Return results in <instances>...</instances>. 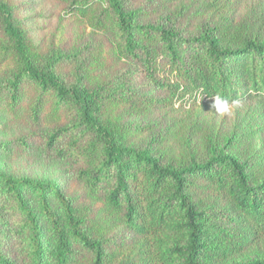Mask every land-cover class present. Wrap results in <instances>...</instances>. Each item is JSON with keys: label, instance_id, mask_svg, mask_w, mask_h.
<instances>
[{"label": "trees", "instance_id": "16d2710c", "mask_svg": "<svg viewBox=\"0 0 264 264\" xmlns=\"http://www.w3.org/2000/svg\"><path fill=\"white\" fill-rule=\"evenodd\" d=\"M60 1L106 33L119 55L141 61L163 92L155 102H179L186 116L170 135L142 144L140 126L106 112L117 97L129 99L125 92L95 76L78 49L42 51L15 4L0 0L10 107L25 101L35 124L43 113L64 119L46 145L71 155L85 193L101 203L93 210L54 181L0 169V264H264V122L206 128L197 143L181 138L178 154L162 147L193 126L201 96L208 111L214 95L264 111V12L189 31L153 20L133 0ZM67 62L75 63L69 74Z\"/></svg>", "mask_w": 264, "mask_h": 264}, {"label": "rangeland", "instance_id": "374dc122", "mask_svg": "<svg viewBox=\"0 0 264 264\" xmlns=\"http://www.w3.org/2000/svg\"><path fill=\"white\" fill-rule=\"evenodd\" d=\"M10 1L16 6V14L22 19L28 37L42 51L78 49L79 57L85 59L95 76L112 80V89L123 90L119 92V96L125 92L124 96L129 99L117 97L109 103L106 112L122 122L140 126L141 129L134 137L142 144L150 140L156 143L163 136L170 135L171 130L178 125L180 119H177L186 116L187 108H182L179 102L172 106H162L155 102L163 92L158 84L150 80L141 61L119 55L106 33L94 30L85 20L68 13L62 1ZM133 1L134 7L142 9V13L148 14L146 16L176 26L179 30L192 31L201 24L221 22L226 16L240 20L249 15L247 20L250 21V17L253 19L264 12V0H237L228 11L221 8L224 3L229 5L228 0L217 1V4L216 0H169V3H165L166 0ZM164 4L168 7H164ZM94 56L99 58L94 60ZM74 64L67 62L63 67L64 71L69 74L73 71ZM8 69V63L0 59V169L54 181L65 194L78 196V201L90 203L93 210L97 209L101 203L96 197L87 196L85 185L76 177V161L59 145H46L45 136L57 123H63L64 119L54 122L53 119L45 118L43 113L35 124L28 115V104L25 101L20 103L21 109L12 111L10 93L7 88L1 87L8 80ZM164 70H168L166 66ZM163 74L160 75L165 77ZM130 81L135 87L115 85L123 82L128 84ZM198 103L200 107L196 106L191 110L193 117L190 124L193 126L185 123L180 128V137L163 142L162 147L166 146L168 151L178 154L185 145L181 138L191 135L193 143H197L199 135L206 128L215 127L221 132L230 130L233 125L242 121L251 124L258 120L264 122V111L255 104L236 107L231 114L221 116L214 110H206L208 107L202 106L201 98ZM195 114L197 115L194 116ZM202 114L208 115V118L200 128Z\"/></svg>", "mask_w": 264, "mask_h": 264}, {"label": "clouds", "instance_id": "9594fccd", "mask_svg": "<svg viewBox=\"0 0 264 264\" xmlns=\"http://www.w3.org/2000/svg\"><path fill=\"white\" fill-rule=\"evenodd\" d=\"M212 97H213L212 108L214 109L215 113L221 116L226 114H231L232 111L236 107H239L240 105V101L236 99L229 100L221 95H214Z\"/></svg>", "mask_w": 264, "mask_h": 264}]
</instances>
